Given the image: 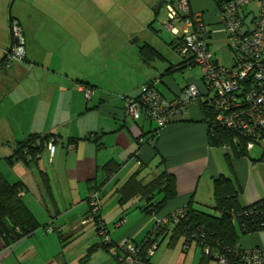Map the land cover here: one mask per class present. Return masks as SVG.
Instances as JSON below:
<instances>
[{"label":"crops","instance_id":"1","mask_svg":"<svg viewBox=\"0 0 264 264\" xmlns=\"http://www.w3.org/2000/svg\"><path fill=\"white\" fill-rule=\"evenodd\" d=\"M175 1L91 0L84 4H89L88 8L79 1L68 8L78 14L75 18L68 15L69 21H63L69 29V35L65 30L63 37L39 30L30 11L24 14L19 8L12 17L26 36L25 60L0 68V172L10 183L24 184L22 199L40 227L10 244L0 237V264H74V259L66 260L67 238L81 240L86 234L84 246L90 245L86 256L97 258L103 248L93 236L95 227L80 222L89 209L87 199L95 186L100 187L103 205L107 201L112 206L115 220L111 230L102 206L101 216L114 240L126 237L140 242L154 230L156 219L167 225L164 239L151 234L157 247L150 264H233L203 259L194 241L184 244L180 238L169 246L173 223L168 219L189 202L193 209L212 213L214 180L219 176L232 182L242 205L264 197V140L239 156L228 145H211L201 108V102L207 101L205 95L162 127L144 114L133 119L124 109L125 100L138 96L148 81H156L168 99H176L188 83L204 91L200 71L198 76L194 73V67H198L184 62L174 50L166 51L173 49L182 29V22L176 20L180 25L173 22L177 33L164 31L168 28L164 5ZM188 4L212 30L209 44L216 62L232 65L233 55L225 36L216 30L215 1L188 0ZM73 26L75 33L71 34ZM0 36L1 59L10 32L5 36L2 31ZM116 39L125 41L120 51L115 49ZM139 41L153 47L160 57H142L138 49L143 43ZM47 56L57 65L45 69L26 64L41 62ZM8 99L13 102L12 108L4 111ZM31 134L49 136L35 158L5 163L4 155L10 156L16 143ZM49 143L55 146L52 156ZM108 162L117 164L118 169L106 179L102 167ZM163 170L174 177L176 195L157 214L143 211L145 199L138 194L119 204V189L132 175L145 183ZM161 196L158 194L156 200ZM130 212L132 221L125 218ZM50 224L53 230L47 231ZM150 225L151 231L137 240V234L148 231ZM237 244L264 252V230L240 232ZM110 264H116L115 260Z\"/></svg>","mask_w":264,"mask_h":264},{"label":"built area","instance_id":"2","mask_svg":"<svg viewBox=\"0 0 264 264\" xmlns=\"http://www.w3.org/2000/svg\"><path fill=\"white\" fill-rule=\"evenodd\" d=\"M257 3L250 27L246 28L240 18L242 9ZM167 12L166 27L173 33L174 21L182 22L180 37L176 38L174 51L181 57L191 56L198 66L204 91L194 83L182 88L176 99H168L156 86V81L143 85L140 95L127 98L124 109L126 115L133 119L146 115L157 127L167 124L175 115H181L192 103L205 95L214 107L217 125L231 130L236 136L247 138L246 149L257 141L264 140V0H230L223 2L217 10V31L226 39V45L233 55V63L222 66L216 62L215 56L205 39L212 30L199 14L189 15L190 7L187 0H177L175 4L165 5ZM185 16V17H184ZM11 31L18 42L14 43L5 57L6 62L22 61L25 57L24 40L16 21L11 23ZM50 155H53L54 144H48ZM91 214L81 219V224L96 221L99 239L108 246L110 255L115 256L119 264H146L142 260L141 246L126 237L114 240L106 231L100 214L98 191L90 195ZM183 216V208L172 213L173 219ZM96 219V220H95ZM118 221V223H120ZM164 221L156 219L154 229ZM258 225L264 227V215ZM47 231H52L50 224ZM157 242L147 249L152 256ZM208 246L204 252L209 253ZM228 255L234 257L236 264H264V252L259 248L243 249L239 246L226 249L222 253L215 252L217 260L227 261Z\"/></svg>","mask_w":264,"mask_h":264},{"label":"trees","instance_id":"3","mask_svg":"<svg viewBox=\"0 0 264 264\" xmlns=\"http://www.w3.org/2000/svg\"><path fill=\"white\" fill-rule=\"evenodd\" d=\"M176 1L172 4H175ZM214 1L218 10V7H220L223 2L230 0ZM255 11L256 7H254V4L242 9L239 16L243 20L246 28L250 27ZM189 15H193L191 10ZM248 17H250V20L247 23L246 19ZM11 19L13 21L12 17ZM180 36L179 34L175 37L172 45L173 50L176 38ZM205 39L210 43V33L205 36ZM138 50L140 55L146 59L160 57L159 53L146 43L141 44ZM182 58L184 62H190L195 65L191 56ZM13 62L19 61L8 63L5 61L4 56L0 68H7L12 65ZM149 82L151 81L145 84ZM201 108L204 113V120L208 124V142L211 145H228L232 148L236 156L243 155L246 151V142L248 139L239 137L238 141L235 142L234 138L236 135L231 130L217 125L214 107L209 100L201 102ZM262 137H264V133H262ZM48 139V135L41 137L31 134L27 139L16 143L13 153L6 157L7 162L12 163L15 160L30 162L35 158L37 152L43 146V142ZM28 155L31 156L30 159H27ZM102 169L107 179L118 169V165L108 162ZM23 188L24 184L21 181L10 183L0 172V237L5 239L6 244H10L21 237L29 236L40 227V223L22 199L21 190ZM93 191H98L101 207L100 187L95 186L92 192ZM119 192L120 197L118 202L120 205L125 204L130 195L138 194L145 199L142 207L143 211L154 215L162 209L167 200L176 195L175 180L166 170L161 171L157 176L145 183L132 175L119 189ZM158 194L162 195L160 200H156L155 198ZM90 195L87 199L89 209L84 218L91 214L92 207L90 205ZM212 210L213 212L211 213L193 209L191 202H189L183 207V216L177 219H173L169 216L168 221L173 223L168 238L169 246L180 238L183 239L184 244L194 241L201 248L203 259H216L214 256L215 252L222 253L226 249L231 250L238 246L237 240L240 232L247 233L264 230V227L258 225L260 218L264 215V197L250 204L242 205L239 200V192L235 190L232 182L226 177L219 176L214 180ZM94 224L96 225L95 232L98 233L99 228L97 227L96 221H94ZM154 224H156V222ZM167 231H169L167 225H163L162 223L144 240L136 242L141 246L142 260L146 264H150V258L152 257L147 254V249L152 246L153 241L158 237H163L162 239H164ZM151 234H155V239L152 240L150 238ZM97 244L108 252V246L103 244L100 239L97 241ZM205 246H208L210 249L207 254L204 252ZM111 257L115 260L116 264H119L115 256L111 255ZM228 262L236 264L234 257L231 255H228Z\"/></svg>","mask_w":264,"mask_h":264},{"label":"rangeland","instance_id":"4","mask_svg":"<svg viewBox=\"0 0 264 264\" xmlns=\"http://www.w3.org/2000/svg\"><path fill=\"white\" fill-rule=\"evenodd\" d=\"M12 0H0V34H2V31L4 32L5 36L8 35L9 36V24H8V19L9 16L11 17H16V15L19 12V8L23 9L24 14L26 11H30L32 13V17L31 19L37 23V28H39V30H44L47 32H50L52 34H54L55 36H61L63 37L64 34H66L65 30L67 31V34L69 35V29L68 26L64 25L63 21H69V16H71L72 18L77 17L78 13H75L74 11L68 10V8H74L75 4L77 2H81L82 3V7L83 8H88V5H85V3L90 2L91 0H14L11 6V9L9 11V5L11 3ZM254 7H257V3H254ZM166 10V9H165ZM166 14V13H165ZM69 15V16H68ZM13 21H16L13 18ZM17 22V21H16ZM18 23V22H17ZM174 24L176 26H180L178 24V22H174ZM6 26V28H5ZM18 26L20 27L21 30V37L24 40V44H25V39L26 36H23V29L20 26V24L18 23ZM74 26L71 28L72 33L73 32ZM50 30V31H49ZM6 31V33H5ZM78 31V29L76 30ZM164 31H168L171 32V30L169 28H164ZM39 31L38 34L35 35V38L38 39L39 38ZM116 38H120L119 36H116ZM0 39H2V37L0 36ZM121 42V43H120ZM119 40L116 39L115 43V49L120 51L122 49V45L125 43V41H123L122 39ZM143 43L142 41H139L138 44ZM25 48V45H24ZM170 51L168 49H166V51L171 52L173 51V49L169 48ZM55 55H58L57 52ZM49 62V63H48ZM15 63V62H13ZM27 65H31V66H36V67H40V68H47V67H51V66H56V61H49V58L47 56V58H45L44 60L42 59L41 62H35V61H31L30 63H26ZM51 65V66H49ZM197 66V65H195ZM60 67H64V66H60ZM198 67V66H197ZM65 68V67H64ZM199 69L194 67V73L198 76L199 75ZM13 102L8 99V102L3 106L4 108H2L4 111L7 109L8 111L12 108L11 104ZM6 108V109H5ZM14 121L17 122V118L16 116L13 117ZM1 151V150H0ZM2 153H0L1 156ZM5 157H7L6 155H4ZM4 162L7 163L6 158H3ZM10 164V163H8ZM0 166H1V162H0ZM115 197H113L114 199ZM116 201H113L114 204ZM113 204V205H114ZM101 206L103 207L102 209V215L105 217L106 219V224L108 226V229H112V225H113V209H111V204L110 202H105L104 205L101 202ZM132 212L128 213L125 215V218L128 219L129 221H132L134 218L132 216ZM106 215V216H105ZM129 215V216H128ZM85 217V216H84ZM82 217V218H84ZM128 217V218H127ZM81 220V219H80ZM89 226V227H95L96 225L94 224V221H90L87 224H85L84 226ZM128 226V224L126 226H123V228H126ZM151 226L149 227V230L144 232V230L140 233L137 234L136 239H140L142 236H145L147 233H149V231H151ZM68 231V230H67ZM85 233L87 232V229H85ZM88 236V234H86V236H84V238H86ZM93 236L95 237V239L98 241L99 240V235L95 232H93ZM84 238H81V240H76L77 237H72L69 236L67 238V243H66V260H72L74 259V264H100L102 262V264H110L111 263V259L113 261V258L111 257V255L108 252H105V250L101 249V254L97 257V258H90L87 257V248L90 245H86L84 246L85 242H84ZM165 241V240H164ZM163 241V242H164ZM195 246V244H193ZM87 247V248H86ZM82 258V259H81ZM81 259V260H80ZM108 259L107 262H105L104 260Z\"/></svg>","mask_w":264,"mask_h":264},{"label":"water","instance_id":"5","mask_svg":"<svg viewBox=\"0 0 264 264\" xmlns=\"http://www.w3.org/2000/svg\"><path fill=\"white\" fill-rule=\"evenodd\" d=\"M13 1H14V0H12L11 3H10V5H9V11H10V9H11V6H12ZM9 23H10V24H9V25H10V40H9L8 48H7V50L5 51V53H4V55H3L2 58H4V56H6L7 53L11 51V49H12V47H13V44L18 42V38H17V37H14V36L12 35V31H11V23H12V19H11V16H9ZM2 58L0 59V64H1Z\"/></svg>","mask_w":264,"mask_h":264},{"label":"flooded vegetation","instance_id":"6","mask_svg":"<svg viewBox=\"0 0 264 264\" xmlns=\"http://www.w3.org/2000/svg\"><path fill=\"white\" fill-rule=\"evenodd\" d=\"M14 45V44H13ZM6 57V56H5Z\"/></svg>","mask_w":264,"mask_h":264}]
</instances>
